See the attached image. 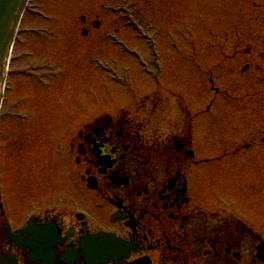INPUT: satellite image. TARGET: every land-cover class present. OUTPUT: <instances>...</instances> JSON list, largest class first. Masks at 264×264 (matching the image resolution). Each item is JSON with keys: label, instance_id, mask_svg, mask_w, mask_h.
I'll list each match as a JSON object with an SVG mask.
<instances>
[{"label": "flooded vegetation", "instance_id": "af4514ba", "mask_svg": "<svg viewBox=\"0 0 264 264\" xmlns=\"http://www.w3.org/2000/svg\"><path fill=\"white\" fill-rule=\"evenodd\" d=\"M241 72H254L260 85L261 92H244L240 100L241 114L248 111L257 122L252 133L250 121L240 118L238 135L217 156L214 147L196 145L197 114L183 107L179 92L164 97L167 89L157 80L112 113L68 116L56 139L47 197L39 200L22 183L16 196H7L1 184L0 264H264L262 208L248 203L256 212L250 219L239 201L262 187V174L252 180L257 168L244 155L264 147V66L243 65ZM253 95L258 106L249 105ZM230 158L238 162L226 168ZM214 167L226 168L221 175L234 184L227 189L239 194L238 203L214 199ZM28 227L36 232L26 233L20 246L5 232L20 236Z\"/></svg>", "mask_w": 264, "mask_h": 264}, {"label": "rangeland", "instance_id": "374dc122", "mask_svg": "<svg viewBox=\"0 0 264 264\" xmlns=\"http://www.w3.org/2000/svg\"><path fill=\"white\" fill-rule=\"evenodd\" d=\"M22 24L12 51L11 90L4 107L5 112L21 111L25 119L0 120V185L7 196H16L22 183L27 193L39 192V200L47 197L49 175L56 165V139L65 131L67 117L83 114L87 119L112 113L120 104L131 102L133 95L140 97L155 88L156 78L162 89H168L163 93L166 98L175 97L178 89L183 96L190 92L182 104L188 113L198 115L194 121L197 147L206 140L211 147L225 148L232 126L225 129L222 123L229 115L236 124L244 116L250 121L247 128L254 132L256 115L239 114V103L243 92L261 89L251 77L254 72L241 75L240 67L264 66V60L257 58L264 55V46L260 47L264 42V0H31ZM109 34L117 37L118 45ZM152 39L161 68L157 75L149 62ZM122 49L135 53L146 62L144 66ZM98 61L112 68L119 79L126 68L127 78L120 82L111 79L96 67ZM175 91L177 94L172 93ZM249 100L251 106L260 103L257 95ZM206 106L212 116L203 113ZM263 110L264 104L259 115ZM74 124L70 122L71 127ZM239 128L233 127L232 134L238 135ZM251 141L255 143V139ZM214 154L219 151L215 149ZM244 156L247 166L257 168L252 180L258 182L262 174V187H257V196L239 201L252 219L256 212L248 203L256 200L264 222V147L261 153L253 148ZM231 162L238 160L230 158L226 168ZM217 167L214 199L238 203L239 194L227 189L234 184L221 175L226 168ZM26 192L23 194L28 195Z\"/></svg>", "mask_w": 264, "mask_h": 264}, {"label": "water", "instance_id": "95a60500", "mask_svg": "<svg viewBox=\"0 0 264 264\" xmlns=\"http://www.w3.org/2000/svg\"><path fill=\"white\" fill-rule=\"evenodd\" d=\"M27 0H0V98L4 80L5 66L10 52V46L16 33L21 15ZM12 242L18 245V236L9 235ZM96 248L87 246L85 251H95ZM264 253V247L262 248Z\"/></svg>", "mask_w": 264, "mask_h": 264}]
</instances>
